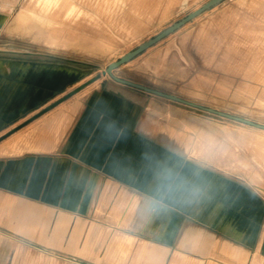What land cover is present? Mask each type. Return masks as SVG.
<instances>
[{
	"label": "rangeland",
	"instance_id": "1",
	"mask_svg": "<svg viewBox=\"0 0 264 264\" xmlns=\"http://www.w3.org/2000/svg\"><path fill=\"white\" fill-rule=\"evenodd\" d=\"M209 1L0 0V136L99 77L80 104L92 106L96 98L99 113L104 100L127 134L142 140L126 150L134 159L148 155L147 197L159 204L149 207V223L180 208L182 224H195L197 234H244L243 264H264V131L104 75L112 63ZM115 75L264 125V0H225ZM115 181L103 180L97 210L95 200L87 214L85 252L96 249V220L112 224L111 234L137 230L128 205L116 210L126 184ZM125 191L135 205V194ZM256 206L253 232H244L243 219L248 224ZM41 248L21 244L14 254L20 264H79Z\"/></svg>",
	"mask_w": 264,
	"mask_h": 264
},
{
	"label": "crops",
	"instance_id": "2",
	"mask_svg": "<svg viewBox=\"0 0 264 264\" xmlns=\"http://www.w3.org/2000/svg\"><path fill=\"white\" fill-rule=\"evenodd\" d=\"M98 85H90L0 143V264H20L14 253L21 244L29 249L40 244L47 253L79 264H243L248 249L244 234L241 239L197 234L195 224H182L176 207L149 223V207L159 204L147 197L148 155L134 159L126 150L142 140L127 134L126 124L104 100L99 113L96 98L92 106L80 104L81 96ZM144 129L152 132L148 126ZM144 142L147 147L148 139ZM29 151L44 153L24 154ZM104 179L123 180L126 185L121 187L135 194L134 205L127 191H121L116 210L128 205L137 230L111 234L112 224L96 220V249L85 252L87 214L95 200L97 210ZM252 210L248 224L242 218L247 233L253 232L259 207ZM72 249L77 255L68 251Z\"/></svg>",
	"mask_w": 264,
	"mask_h": 264
},
{
	"label": "water",
	"instance_id": "3",
	"mask_svg": "<svg viewBox=\"0 0 264 264\" xmlns=\"http://www.w3.org/2000/svg\"><path fill=\"white\" fill-rule=\"evenodd\" d=\"M225 0H211L209 1L207 4H205L202 8L198 9L197 11L189 14L186 18L182 19L181 21H179L178 23L174 24L173 26H171L170 28L166 29L165 31H163L162 33H160L158 36H156L155 38L143 43L142 45H140L137 49L125 54L120 60L112 63L107 70L104 72V75H109L113 80H115L116 82L132 87V88H136L139 89L141 91L162 97V98H166L168 100H171L173 102L176 103H180L186 106H190L193 108H197L203 111H206L210 114H214L226 119H230L236 122H240L249 126H252L254 128L260 129L264 131V125L261 124H257L254 123L252 121L231 115V114H227V113H223V112H219L217 110L211 109V108H206L203 106H200L198 104L189 102L187 100H184L180 97L174 96V95H170V94H166L163 93L161 91L152 89V88H148L146 86L128 81V80H124L121 79L119 77H117L115 75V71L117 69H119L120 67L130 63L131 61H133L135 58H137L139 55H141L142 53H144L145 51H147L148 49L152 48L153 46H155L156 44H158L159 42H161L162 40H164L165 38L169 37L170 35L174 34L176 31L180 30L183 26H185L186 24L190 23L191 21L195 20L196 18H198L199 16H201L202 14H204L205 12L219 6L220 4H222ZM99 79L96 78L94 79L92 82H90L88 85L92 84L93 82L97 81ZM87 85V86H88ZM85 87L79 88L78 90L72 92L71 94H69L68 96H66L65 98H63L62 100H60L59 102L55 103L54 105H52L51 107H49L48 109L44 110L43 112L39 113L38 115L34 116L33 118L29 119L28 121H26L25 123H23L22 125H20L19 127H17L15 130H13L12 132L6 134L5 136H3L2 138H0V143L4 140H6L7 138H9L10 136H12L13 134L17 133L18 131L22 130L23 128L27 127L28 125H30L31 123H33L34 121H36L37 119L41 118L42 116H44L45 114H47L48 112L52 111L54 108H56L57 106H59L60 104H62L63 102L67 101L68 99H70L71 97H73L75 94L79 93L80 91H82Z\"/></svg>",
	"mask_w": 264,
	"mask_h": 264
},
{
	"label": "bare ground",
	"instance_id": "4",
	"mask_svg": "<svg viewBox=\"0 0 264 264\" xmlns=\"http://www.w3.org/2000/svg\"><path fill=\"white\" fill-rule=\"evenodd\" d=\"M142 45V44H141ZM72 98V97H71Z\"/></svg>",
	"mask_w": 264,
	"mask_h": 264
}]
</instances>
